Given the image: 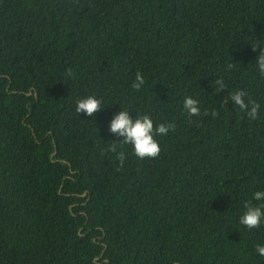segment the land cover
<instances>
[{
    "label": "trees",
    "instance_id": "16d2710c",
    "mask_svg": "<svg viewBox=\"0 0 264 264\" xmlns=\"http://www.w3.org/2000/svg\"><path fill=\"white\" fill-rule=\"evenodd\" d=\"M257 44L264 0H0V264H264L238 222L264 188ZM122 108L172 125L156 156L108 131Z\"/></svg>",
    "mask_w": 264,
    "mask_h": 264
},
{
    "label": "clouds",
    "instance_id": "9594fccd",
    "mask_svg": "<svg viewBox=\"0 0 264 264\" xmlns=\"http://www.w3.org/2000/svg\"><path fill=\"white\" fill-rule=\"evenodd\" d=\"M253 51L259 46V51L254 57V66L256 72L264 77V45H250ZM227 68H232L231 64ZM217 86L223 88V80H216ZM145 84V77L141 72H136L131 87L139 90ZM246 94L243 89H236L229 93V99L232 104L243 111L250 119L255 120L258 115L259 103L251 98H245ZM182 107L189 115H197L200 112L198 100L191 95H185L182 100ZM101 107V99L94 95L88 94L75 102V111L83 113L85 116H92ZM215 117V110L212 111ZM172 127L171 124L160 123L154 128L152 118L147 114L130 116L128 110L122 108L116 112L108 121V131L116 134L125 144L132 146V152L138 158L154 157L159 152L158 141L154 138L156 135H164ZM110 150L115 151V146H110ZM122 159L123 154L118 153ZM252 200L257 201L256 205L250 202L244 203V210L238 217V222L247 228H255L264 222V188H258L252 192ZM256 253L264 256V243L256 245Z\"/></svg>",
    "mask_w": 264,
    "mask_h": 264
},
{
    "label": "water",
    "instance_id": "95a60500",
    "mask_svg": "<svg viewBox=\"0 0 264 264\" xmlns=\"http://www.w3.org/2000/svg\"><path fill=\"white\" fill-rule=\"evenodd\" d=\"M53 153H55V151ZM83 194H85V193H83Z\"/></svg>",
    "mask_w": 264,
    "mask_h": 264
}]
</instances>
